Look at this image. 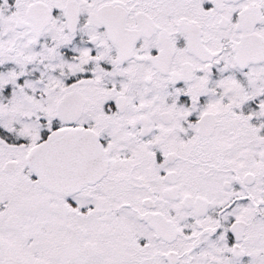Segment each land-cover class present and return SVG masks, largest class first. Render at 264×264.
<instances>
[{"label":"snow or ice","instance_id":"snow-or-ice-1","mask_svg":"<svg viewBox=\"0 0 264 264\" xmlns=\"http://www.w3.org/2000/svg\"><path fill=\"white\" fill-rule=\"evenodd\" d=\"M0 264H264V0H0Z\"/></svg>","mask_w":264,"mask_h":264}]
</instances>
